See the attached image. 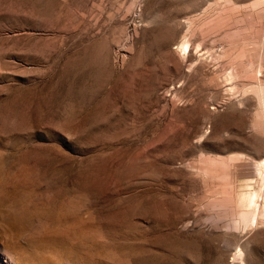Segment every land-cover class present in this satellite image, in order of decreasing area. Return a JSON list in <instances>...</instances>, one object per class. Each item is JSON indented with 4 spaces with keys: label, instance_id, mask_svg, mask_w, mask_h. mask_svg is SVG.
<instances>
[{
    "label": "rangeland",
    "instance_id": "1",
    "mask_svg": "<svg viewBox=\"0 0 264 264\" xmlns=\"http://www.w3.org/2000/svg\"><path fill=\"white\" fill-rule=\"evenodd\" d=\"M0 264H264V0H0Z\"/></svg>",
    "mask_w": 264,
    "mask_h": 264
},
{
    "label": "bare ground",
    "instance_id": "2",
    "mask_svg": "<svg viewBox=\"0 0 264 264\" xmlns=\"http://www.w3.org/2000/svg\"><path fill=\"white\" fill-rule=\"evenodd\" d=\"M261 168V165L260 166H258V169H260ZM255 215V214H254Z\"/></svg>",
    "mask_w": 264,
    "mask_h": 264
}]
</instances>
